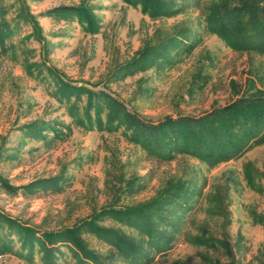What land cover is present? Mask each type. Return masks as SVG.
<instances>
[{
  "label": "rangeland",
  "instance_id": "obj_1",
  "mask_svg": "<svg viewBox=\"0 0 264 264\" xmlns=\"http://www.w3.org/2000/svg\"><path fill=\"white\" fill-rule=\"evenodd\" d=\"M162 1L171 15L152 18L125 0H0V179L17 188L0 184V264H95L71 232L101 264H260L264 142L212 165L113 119L112 100L156 126L264 95V53L209 28L219 0ZM63 6L82 14H47Z\"/></svg>",
  "mask_w": 264,
  "mask_h": 264
},
{
  "label": "trees",
  "instance_id": "obj_2",
  "mask_svg": "<svg viewBox=\"0 0 264 264\" xmlns=\"http://www.w3.org/2000/svg\"><path fill=\"white\" fill-rule=\"evenodd\" d=\"M125 1L134 6L140 5L143 12L152 18L171 15L167 4L162 0ZM47 14L72 16L82 13L81 9L76 7L63 6L52 9ZM207 20L211 31L234 49L264 53V0H219L210 7ZM148 56L154 57L151 53ZM72 89L77 93H87L90 102L92 101L93 92L81 88ZM109 105L113 108V119L118 116L123 118V122L127 125L130 123L129 127L133 130L132 135L136 142L142 143L148 150L157 149L159 154L165 157L173 156V148L170 146L175 145L179 146L176 149L178 152L190 154L203 162L216 165L240 157L253 145L264 142V95L241 98L200 118L180 117L156 126L145 125L135 115L128 113L117 101H109ZM0 184L9 193L17 192V188L1 179ZM148 220L144 225L139 226V229L151 234L155 228L153 222ZM136 221L140 222L139 219ZM58 238L54 240L55 243L61 242ZM54 242L51 241L49 244L55 245ZM70 242L84 253L87 260L101 264L97 257L83 250L74 232L70 233ZM46 249L51 250L48 247ZM126 255L130 258L135 256L128 248ZM51 258H47V262L56 264V259ZM260 264H264V254Z\"/></svg>",
  "mask_w": 264,
  "mask_h": 264
}]
</instances>
